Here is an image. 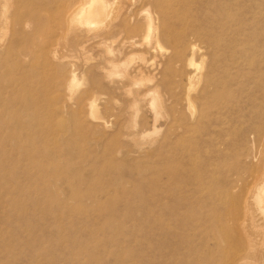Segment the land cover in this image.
Listing matches in <instances>:
<instances>
[{
    "label": "rangeland",
    "instance_id": "rangeland-1",
    "mask_svg": "<svg viewBox=\"0 0 264 264\" xmlns=\"http://www.w3.org/2000/svg\"><path fill=\"white\" fill-rule=\"evenodd\" d=\"M85 1L56 0V9H49L54 19L43 23H60L51 42L62 65L57 73L47 71L36 88L47 93L46 105L62 106L51 118L56 143L48 153L30 156L0 145V264H205L224 246L233 247V229L240 230V219L233 229L228 224L233 194L264 176V0H108L130 19L120 31L99 36L62 20ZM24 2L26 24L32 10L44 14L38 3ZM147 15L157 48L121 49L142 41ZM190 42L201 48L192 67L175 57ZM103 43L121 51L116 61L133 56L127 67H143L152 79L138 88L136 111L122 93L135 88L132 83L120 90L93 83L95 66L106 65ZM22 45L27 53L29 44ZM167 59L172 69L162 76ZM25 62L27 67L28 57ZM69 70L79 83L73 105L64 94ZM53 80L54 102L48 94ZM151 89L161 99L154 128ZM95 97L108 126L102 135L87 129ZM134 112L136 133H147L138 145L126 137ZM162 136L170 143L169 183L155 178L154 156L148 155L150 142Z\"/></svg>",
    "mask_w": 264,
    "mask_h": 264
},
{
    "label": "bare ground",
    "instance_id": "bare-ground-1",
    "mask_svg": "<svg viewBox=\"0 0 264 264\" xmlns=\"http://www.w3.org/2000/svg\"><path fill=\"white\" fill-rule=\"evenodd\" d=\"M24 1L25 0H0V145L13 146V152L17 153L18 151H21L24 156H30L32 154L41 155V153H48L51 141L53 140V144L57 141L55 138L57 134L55 129H53L55 122H51V118H55V113L60 111L62 106L46 105L47 101L45 100V96L47 93L44 92V94H38L36 93V88L42 85L41 79L44 74L49 70L57 73L63 61H61V57L58 56V51L56 50L57 47L55 48L51 42L56 35V30L60 27V23H56L58 19H56V22L54 20L55 23H52V26L48 28L43 27V23L46 22V20H49L50 18L54 19L55 15L53 16V14L49 12V9L55 8L56 0H32L42 7V12H44V14L40 13V11L31 9L32 16L29 24H26L22 20L25 11ZM216 1L217 0H208L211 4ZM116 2L113 3L108 0H86L73 12H69L66 15L64 13V15H62V20L66 21L68 25L73 24V26L79 25L85 27L87 32L93 36L103 35L105 32L110 34L117 29L119 30L120 27L126 26V21H129L130 19L125 18V13H123V10H120V7ZM42 9L40 8V10ZM225 15V19L229 18V15ZM186 17L182 15L183 19H180V17L179 20L186 21ZM109 19L111 20L110 24ZM153 29L152 17L147 15L145 18V29L142 41L138 44L129 41L127 43L128 45L123 46L121 49H124L125 47L132 49L141 46L149 49H156L157 47L153 46L152 43ZM25 43H28L29 47L26 49L27 53H24L25 51L22 53L20 47L22 44L25 45ZM21 48L23 49L24 46L22 45ZM102 48V57L104 58L106 65L95 66L98 70V75H94L95 81L93 83L95 85H106L112 90H120L127 85L125 83H132L135 85V88H124L122 93L124 97H127L131 101L130 106L136 111L137 104L135 102L138 100V88L140 86L148 85L146 83L152 80L151 77L142 74L143 67L141 68L138 65L132 69L127 67V64L134 59L133 56H130L127 60H123L122 62L116 61L115 55H118L121 51H114L111 44L105 43H103ZM200 49L201 48L197 47L195 43L192 44L190 42L182 48V51H176L175 57L177 58L182 55L187 59L188 66L192 67L194 65V57L200 54ZM26 57L29 58L27 67L24 66L26 64ZM137 58L140 59V61H144V56L141 53ZM151 62L152 61H150V63ZM51 65H53V67H50ZM172 65L173 64H171L168 59L162 62V76L167 75L170 72ZM27 71H29V74H26ZM192 73V71H189L186 74L187 93L185 99L187 101H189L190 83L193 78V75H191ZM205 79L207 81L209 80V78ZM57 85L58 82L53 80L52 86L54 88L49 90L48 93L51 95L50 97L53 102L58 98V89L55 88ZM64 85L66 104L73 105L71 102L73 99V91L79 85L74 71H68L67 80L64 82ZM149 94L151 95V98L149 99L148 104L154 115V128L161 116V111L159 110L161 107V99L156 89H151ZM48 105L49 107H47ZM136 115V112L129 115L130 119L128 122V128L130 133L126 137L131 139L135 145H138L139 140L141 142V138H146L147 133H136L134 129L136 126ZM87 117L91 123L87 126V129H93L95 132L98 131V135H102V132H104L108 126L99 114L96 97L89 102ZM115 133L116 134L113 133L111 137L116 138H111L110 140L114 141L117 139L118 134L117 132ZM168 144H170L168 137L162 136L160 139H154L150 142L148 151V155L154 156L153 168L155 178L163 180L164 183H169L173 174L172 169L169 167V162L171 163L172 161L169 160L170 155L168 156L167 153ZM165 191H167V195H169V190L166 189ZM232 197L233 201L231 202L229 209L232 215L229 216L233 217L228 220V224H231V227H234V223H236L237 219H240L241 223L238 225L240 230H236L237 227H234V230L232 227L231 229H233V233L232 230H230L232 233L230 240L234 243L232 245L233 247L224 246L225 244L222 243L220 246L226 248H223L220 252L217 251V254L214 257L212 256L213 258L211 257L208 259L205 264H264V176L256 185H251L246 191L240 190L238 193L233 194ZM172 221L174 220L172 219ZM172 227L173 226L171 225L170 228L172 229ZM175 231L176 230H174V233ZM187 240L188 239L185 241ZM221 242H225V240L219 241V243Z\"/></svg>",
    "mask_w": 264,
    "mask_h": 264
}]
</instances>
